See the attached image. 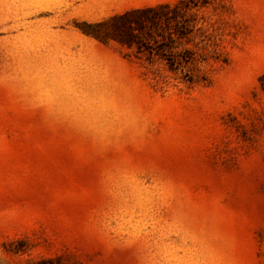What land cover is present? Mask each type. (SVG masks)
Masks as SVG:
<instances>
[{
	"label": "rangeland",
	"instance_id": "374dc122",
	"mask_svg": "<svg viewBox=\"0 0 264 264\" xmlns=\"http://www.w3.org/2000/svg\"><path fill=\"white\" fill-rule=\"evenodd\" d=\"M180 3L177 69L85 33ZM0 264H264V0H0Z\"/></svg>",
	"mask_w": 264,
	"mask_h": 264
},
{
	"label": "trees",
	"instance_id": "16d2710c",
	"mask_svg": "<svg viewBox=\"0 0 264 264\" xmlns=\"http://www.w3.org/2000/svg\"><path fill=\"white\" fill-rule=\"evenodd\" d=\"M183 3L176 6L149 7L128 11L91 24L85 33L100 40H114L136 46L140 51L164 60L170 69H177L192 59L184 50L173 55L175 40L187 35L194 22L184 16Z\"/></svg>",
	"mask_w": 264,
	"mask_h": 264
}]
</instances>
